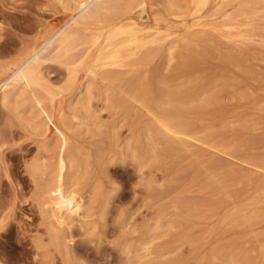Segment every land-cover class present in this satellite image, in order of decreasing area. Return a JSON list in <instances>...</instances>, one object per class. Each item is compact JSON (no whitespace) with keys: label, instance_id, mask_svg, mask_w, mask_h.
<instances>
[{"label":"bare ground","instance_id":"1","mask_svg":"<svg viewBox=\"0 0 264 264\" xmlns=\"http://www.w3.org/2000/svg\"><path fill=\"white\" fill-rule=\"evenodd\" d=\"M54 1L64 9L63 21L38 30L34 40L23 42L17 57L0 64V103L38 145L25 166L44 224V233L32 238V262L58 264V253L66 264H82L75 256V238L82 234L94 240L101 234L112 199L111 164L131 159L143 169L146 138L163 141L168 149L185 147L196 156L192 183L200 184L207 197L184 205L193 210L191 221L199 218L206 224L197 239L206 240L208 254L192 258L191 264H264V151L254 152L257 138H244L234 128L235 115L260 113L264 99L226 83L220 90L209 85L189 94L158 96L140 76L155 58L165 55L173 61L215 38L242 45L257 42L264 31V0ZM47 63L63 69L57 81L46 72ZM96 98L104 101L100 108ZM227 100L250 101L243 104L247 109L232 115ZM198 107L208 110L209 120L194 117ZM106 110L112 119L104 118ZM253 123L256 130L258 121ZM197 124L216 133L197 138ZM191 140L206 146L205 156L191 149ZM9 216L0 212V231ZM160 219L148 227L149 233L167 224ZM193 221L186 235L194 233ZM131 237L121 248L127 253L124 264H144V231L137 240ZM187 241L192 247L197 243L194 237Z\"/></svg>","mask_w":264,"mask_h":264},{"label":"rangeland","instance_id":"2","mask_svg":"<svg viewBox=\"0 0 264 264\" xmlns=\"http://www.w3.org/2000/svg\"><path fill=\"white\" fill-rule=\"evenodd\" d=\"M53 1L0 0V64L17 57L23 42L26 44L34 40L38 35V30L60 24L63 21L64 9ZM261 34V37H256L257 42L249 45L224 43L219 38H215L212 43H203L206 46H201L202 43L199 47L194 46L192 52L190 50L192 54L188 52L189 54L179 55L180 57L177 56L173 61L165 55L159 56L152 61V67L149 65L148 68H144V74L143 71L140 72L141 78L144 79L143 85L148 86L158 96H162L165 92L189 94L193 89L197 92L209 85V87L220 90L226 83L234 85L239 90L245 89L244 92L249 89L254 93L253 95L264 99V42H261L264 31ZM167 61H171L172 64L169 66L170 63ZM162 67L165 69L164 71ZM165 67L172 69L170 68L169 71ZM45 70L53 81H57L56 79L62 76L60 74H63V69L54 63L45 64ZM137 77L139 78V75L135 76L136 80ZM151 78L153 79L151 80ZM208 80H210L209 83ZM168 82L171 85L170 88ZM249 101L234 100V103L227 100L224 104L232 113L233 110L247 109L245 105L249 104ZM94 104L100 108L104 101L96 98ZM202 104L203 102H197L195 105ZM199 108H196L194 117L209 120L208 110ZM102 114L105 119L113 118L108 110L103 111ZM247 114L235 115L234 119L240 120L235 122L234 128L236 131L239 130L238 132L246 134L244 138L256 137L257 142L253 151L262 152L264 151V110L260 113ZM245 117L249 122L248 120L245 122L243 119ZM144 120L147 119L144 118ZM257 121L258 128L253 130V122ZM0 122V212L5 211L10 215L5 229L0 231V259L2 264H34L31 260L34 256L32 238L44 233V224L38 203L35 200L36 187L25 166L37 154L38 145L35 142V136L24 127L22 128L13 113L6 111L1 103ZM195 130L197 131L195 136L202 139H207L211 134L216 133L213 130H205L204 126L200 124H197ZM127 131V129L122 130L123 134H126ZM84 137L86 138L84 140L89 141V135ZM145 139L143 169H140L137 164L135 165L131 159H127V162L117 160L114 162L115 164H111L109 175L112 183H110L109 190L112 193V199L105 218L106 222L101 225L102 235L96 236L94 240H91L88 235L76 236L74 252L77 262L82 264H124L127 253L121 248L124 246L125 240L131 236V238L136 237L134 240H137L143 231L144 240H147L145 245L147 249H144V264H191L192 258L196 260L200 259L199 257L207 258L206 240L197 239L203 233L200 230H204L205 222L194 218V221L192 220L195 223L194 233L186 235L187 229L191 226L189 222H192L190 218L193 210L186 208L184 204L196 200L200 202L207 197V193L202 190L200 184L192 183L193 167L198 164L196 156L192 155L185 147L168 149L163 141L154 143ZM190 143L194 144L191 147L192 150L205 156V145L198 140H191ZM200 166L203 169V166ZM201 173L204 178V173ZM176 200H178L179 208L174 206ZM157 218H161L163 224H166L167 221L168 227L165 225L161 228L162 230L149 233L148 227ZM134 226L140 227L139 232H132ZM188 237H194L197 240L195 247L190 246L187 241ZM55 259L58 264H66L61 261V256L58 253H55Z\"/></svg>","mask_w":264,"mask_h":264}]
</instances>
